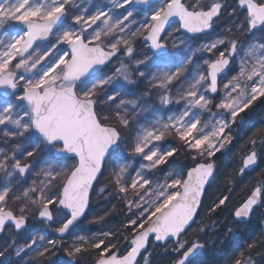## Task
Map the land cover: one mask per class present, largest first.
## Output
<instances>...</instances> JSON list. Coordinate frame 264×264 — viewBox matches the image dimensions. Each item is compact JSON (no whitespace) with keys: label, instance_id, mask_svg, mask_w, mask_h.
I'll return each instance as SVG.
<instances>
[{"label":"snow or ice","instance_id":"obj_1","mask_svg":"<svg viewBox=\"0 0 264 264\" xmlns=\"http://www.w3.org/2000/svg\"><path fill=\"white\" fill-rule=\"evenodd\" d=\"M234 3L225 33L194 46L230 7L225 0H0V233H19L30 218L43 225L22 245L11 239L0 264H37L24 259L33 253L46 264L61 248L69 259L54 264H86L85 254L91 264H150V238L170 264H194L204 244L185 237L209 227L199 218L218 154L264 102V39H255L264 0ZM246 149L238 176L264 159V127ZM178 155L190 164L173 172ZM106 173L97 195L123 204L124 231L66 245ZM229 201L221 194L207 215ZM258 205L264 178L233 216L246 220ZM254 254L264 257V233L231 264H256Z\"/></svg>","mask_w":264,"mask_h":264},{"label":"trees","instance_id":"obj_2","mask_svg":"<svg viewBox=\"0 0 264 264\" xmlns=\"http://www.w3.org/2000/svg\"><path fill=\"white\" fill-rule=\"evenodd\" d=\"M230 6L224 11V14L220 20L217 21L214 31L211 35L200 38L197 42L209 41L216 35V38L223 35L225 30L231 25V20L228 13L231 11V7L235 6L234 0H225ZM241 19L243 17H240ZM241 41H247L252 37L247 34L239 36ZM255 39H264V34H256ZM264 102L257 101L253 107L244 115L243 124L233 126V144L228 146V149L224 151L223 155L218 154L216 160L219 171L217 172L215 179L210 185L203 204V211L200 213V220L209 225L205 233H200L198 227L194 226L187 236L185 237L190 242L199 239L204 244L205 250L202 255L194 262V264H231L233 256L238 255L240 251H245L247 243L261 239V234L264 233V206H259L254 212L251 220L242 224L235 220L233 212L235 207L247 198L251 189L257 184V181L264 178V159L259 161L258 168L252 173H245L243 176H238L239 167L241 166L242 155L246 152V141L253 131L258 128L264 127ZM190 164V158L184 155H178L175 159V163L171 166V171H180L181 167ZM186 167L184 171L186 172ZM232 177V183L227 182V177ZM107 173L105 177L101 179V183L96 186L91 198V210L74 231L69 234L65 239V244H70L75 236L78 235H90L97 233L101 229L111 231H124L123 224L126 222V208L123 204L114 198L105 199L104 195H97L99 187L103 186L106 182ZM162 178V176H161ZM231 188L232 191L228 192L227 189ZM221 194L230 195V201L226 208L218 210L211 216L207 215L208 206ZM115 208L112 209V206ZM112 209L111 214L106 216V219L101 223H90L94 218L105 215V212ZM29 229L23 234H17L14 229L7 230L4 237L0 240V249L3 248L4 243H9L11 239L15 238L17 244L22 245L30 236L36 234L38 229H41L43 225L34 219H29ZM215 222V227L211 225ZM231 229V232H229ZM173 245H169L171 248ZM146 255H149L150 264H170L169 254L165 247L155 246L153 243ZM12 260L17 258L14 254L11 257ZM25 260L39 261L43 258L37 257L34 253L31 256H26ZM69 258L65 255L63 248L57 250L56 256L51 257V260L46 264H54V262L65 261ZM83 259L86 264H91L88 260L87 254ZM254 259L256 264H264V257L261 255H255ZM21 264L23 262L21 261ZM140 264H143L141 260Z\"/></svg>","mask_w":264,"mask_h":264},{"label":"water","instance_id":"obj_3","mask_svg":"<svg viewBox=\"0 0 264 264\" xmlns=\"http://www.w3.org/2000/svg\"><path fill=\"white\" fill-rule=\"evenodd\" d=\"M150 3H151V5H155V4H157V3H159V0H150ZM141 7H146V6H141ZM174 27H175V25H174ZM171 29H169V31H170ZM212 32V31H211ZM210 32V33H211ZM209 33V34H210ZM201 37H203V36H201ZM258 164H259V162H258ZM258 168V166H255L253 169H249V170H246V172L245 173H252L253 171H255L256 169ZM217 174V173H216ZM216 174H215V176H216ZM213 182V180H211V183ZM211 183H210V185H211ZM210 185H206V190H205V195H204V197H202V200L204 201L205 200V196H206V193H207V191H208V189H209V187H210ZM96 187V186H95ZM92 194H93V192L92 193H90V199H91V196H92ZM259 206V205H258ZM258 206H256L255 208H254V210H253V213H254V211L258 208ZM253 213L251 214V216L248 218V219H246V220H242V221H238V222H240V223H243V224H246V223H248L250 220H251V217H252V215H253ZM85 218H82L81 219V221L78 223V225L80 224V223H82L83 222V220H84ZM77 225V226H78ZM76 226V227H77ZM75 227V228H76ZM194 227V226H193ZM26 229H27V227H26ZM26 229H23V230H21L19 233H21V232H24ZM190 231V230H189ZM188 231V232H189ZM5 233V232H4ZM4 233H0V239H1V237L4 235ZM69 234H67L66 235V237L68 236ZM65 237V238H66ZM151 241H152V239L150 238V243H151ZM150 243H149V245H150ZM155 245H157V246H162V245H160V244H157V243H155ZM164 247V246H163ZM148 249H149V246H148ZM148 249H147V251H148ZM205 250V246H204V248L203 249H201L196 255H195V257L193 258V262L203 253V251ZM146 251V252H147ZM146 252L145 253H143L144 255L146 254ZM139 259V258H138Z\"/></svg>","mask_w":264,"mask_h":264},{"label":"rangeland","instance_id":"obj_4","mask_svg":"<svg viewBox=\"0 0 264 264\" xmlns=\"http://www.w3.org/2000/svg\"><path fill=\"white\" fill-rule=\"evenodd\" d=\"M157 5H158V4H157ZM153 6H156V5H153ZM174 35H179V34L174 33ZM213 38H216V35H214ZM205 42H207V41H205ZM205 42H201V43L195 42V45H194V46H199V45H201V44H203V43H205ZM169 50L172 51V52L175 51V49H172V48H171V41H169ZM143 87H144L143 85L140 86V90H141V91L143 90ZM263 113H264V112H263ZM49 235H50V236H55V233H53V232L51 231V229H49ZM6 244H7V243L5 242L4 245H3V247L6 246ZM146 254H147V252H146ZM0 259H2V258H0Z\"/></svg>","mask_w":264,"mask_h":264},{"label":"flooded vegetation","instance_id":"obj_5","mask_svg":"<svg viewBox=\"0 0 264 264\" xmlns=\"http://www.w3.org/2000/svg\"><path fill=\"white\" fill-rule=\"evenodd\" d=\"M199 40H200V38H199Z\"/></svg>","mask_w":264,"mask_h":264}]
</instances>
